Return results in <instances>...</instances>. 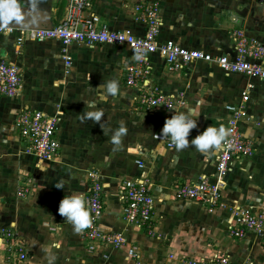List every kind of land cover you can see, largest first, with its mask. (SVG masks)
<instances>
[{"label":"crops","instance_id":"1","mask_svg":"<svg viewBox=\"0 0 264 264\" xmlns=\"http://www.w3.org/2000/svg\"><path fill=\"white\" fill-rule=\"evenodd\" d=\"M139 2L159 5L160 43L173 40L215 55L232 54L233 31L242 28L264 44V5L255 0H94L93 10L110 28L141 36L145 25L135 17ZM15 3L19 19L0 22V26L50 28L67 15V0ZM18 37L17 31H0V60L15 63L23 75L20 94L0 98V230L12 227L27 240L30 254L25 263L48 264L49 255H54L53 264H138V260L140 264H179L185 256L220 253L238 264H264V247L257 233L235 238L229 231L235 222L230 207L264 206L262 148L256 156L234 163L222 188L223 207L209 212L195 201L173 198L178 182L195 181L205 174L214 176L218 149L201 153L191 146V140L209 126L224 129L226 135L231 117L227 106L242 103L245 92L250 96L246 108L252 118L240 120L241 130L253 141L263 139L256 116L264 114V80L226 73L207 62L168 72L155 54V83L169 94H178L180 101L174 110L167 111L169 114L144 111L132 117L135 113L127 108L139 89L124 85L123 77L124 67L134 60L131 47L64 46L58 40L28 41L19 47ZM112 81L119 85L116 96L105 92ZM105 95L107 99H103ZM110 101L113 107L108 105ZM93 104L95 107H90ZM24 109H39L58 118L62 148L54 160L42 161L24 152L15 125ZM97 111L105 115L100 122L83 119L86 113ZM175 112L197 118V127L188 137L190 146L182 151L153 138ZM121 125L126 134L117 146L112 136ZM138 159L145 162V169L138 167ZM93 168L101 171L107 202L99 226L106 232H121L128 239L120 248L106 245L90 252L82 230L77 233L58 212L60 201L73 193L83 196L87 208L88 173ZM142 176L150 178L156 198L163 199L157 202L154 235L123 217L120 185L125 178ZM29 178L33 180L30 195L19 198L17 192ZM54 244L59 247H52ZM129 245L137 246L140 259L129 257Z\"/></svg>","mask_w":264,"mask_h":264},{"label":"built area","instance_id":"2","mask_svg":"<svg viewBox=\"0 0 264 264\" xmlns=\"http://www.w3.org/2000/svg\"><path fill=\"white\" fill-rule=\"evenodd\" d=\"M66 17L50 28L22 29L0 26L1 32H19L18 46L28 41L45 42L58 40L64 46L79 43L94 47L96 45H127L134 51V60L124 67L123 77L126 86L138 88V102L145 111H172L179 100L178 94L165 92L160 85H155L153 56L158 54L170 72L183 70L197 62L216 64L226 73H241L248 77L264 80V44L250 38L244 29L235 28V42L232 54L215 55L201 48L182 46L173 40L160 43L158 37L162 29V17L157 3L139 2L135 6L137 21L145 25V34L137 36L126 30L110 28L102 22L94 9V0H67ZM264 5V0H255ZM138 57V58H137ZM23 86V75L20 67L3 58L0 60V98H15ZM247 92L243 95V103L249 100ZM231 117L228 121L226 135L221 142L216 158L214 176L207 174L198 180L178 182L175 184L173 196L176 200H190L201 203L209 212L224 206L222 188L236 161L252 158L256 152L254 141L245 136L240 127L242 109L236 105H228ZM16 129L23 143L25 153L33 154L42 161H51L61 152L58 136L59 123L56 116L46 114L39 109H24L16 120ZM162 131L156 132L153 138L165 146L174 147L170 137L161 138ZM140 169H145V162L137 160ZM33 180L29 178L24 187L18 190L19 198H26L32 189ZM152 182L147 176L125 178L120 185V197L123 206V217L129 223L138 225L153 235L156 229L157 202L151 188ZM87 210L90 226L83 229V237L87 240V249L95 252L100 246L120 248L128 243L121 232H106L99 226L106 210L105 186L99 171L89 172V188ZM235 222L229 231L235 238H243L249 232L260 236L264 247V210L250 207H232ZM1 245L7 249L10 257L22 262L29 259L27 240L12 227L7 228L0 237ZM128 255L139 258L138 248L128 246ZM138 264L140 261L138 260ZM179 264H238L229 255L216 253L212 257L185 256Z\"/></svg>","mask_w":264,"mask_h":264},{"label":"clouds","instance_id":"3","mask_svg":"<svg viewBox=\"0 0 264 264\" xmlns=\"http://www.w3.org/2000/svg\"><path fill=\"white\" fill-rule=\"evenodd\" d=\"M14 18L19 19L18 6L15 0H0V22L7 23ZM105 92L107 95L116 96L119 92L118 82L112 81L107 83ZM107 95L103 96V99H107ZM90 107H95V105H90ZM102 116V112H90L86 113L83 119H92L95 122H100ZM196 127L197 118L191 119L188 113L177 114L175 112L173 116L165 121L161 138L170 137L176 150L182 151L190 146L188 137L190 131ZM125 134L126 128L121 125L112 136L113 144L117 146L120 145L121 137ZM224 137V129H217L216 127L209 126L191 140V146L201 153H208L210 150L219 149ZM57 187L63 188V185H58ZM58 212L61 216L65 217L67 221L73 224L74 230L77 233L90 226V216L85 207L84 198L78 193L66 195L60 201ZM52 247L58 248L59 245L54 244ZM54 260L55 256L49 255L48 264H53Z\"/></svg>","mask_w":264,"mask_h":264},{"label":"rangeland","instance_id":"4","mask_svg":"<svg viewBox=\"0 0 264 264\" xmlns=\"http://www.w3.org/2000/svg\"><path fill=\"white\" fill-rule=\"evenodd\" d=\"M166 64L164 63V68H165V70H167L166 69ZM168 72H170V71H168ZM124 84V83H123ZM155 85H159L158 83H154ZM125 85V84H124ZM138 94L139 93H137L136 95H133V97H132V101H131V108L129 107V108H127V111H131L132 110V112L133 113H135V114H131L132 115V117L134 116V115H140V114H142V113H144V111L145 110H143L142 108H141V106H140V104H139V102H138ZM112 101V100H111ZM109 102L108 103V105H110V107H113V103L112 102ZM241 104V103H240ZM240 104H236V106H237V108H240V109H242V116L243 117H250V118H252V116H250L249 114L250 113H247V108H246V103H243L242 105H241V107H239V105ZM263 105H264V103H263ZM148 113H150V111H147ZM168 114H169V112H167ZM172 113V112H171ZM122 114L123 115H125V113H123L122 112ZM129 116V115H128ZM103 117H105V115H103ZM242 117V118H243ZM256 122L259 124V125H261L262 126V129H263V134H264V114L262 115H260V116H256ZM215 127V126H214ZM217 128V127H216ZM255 142V144H257V142H258V144L259 145H257L256 146V152H255V154H254V156H256L257 155V152H258V148H259V150L262 148V150H260V152H262L263 153V155L262 156H264V137H263V139L262 140H260V141H254ZM93 171H99L100 172V175H101V178H102V180H103V176H102V174H101V171L100 170H98V169H96V168H93L92 169ZM88 176H89V173H88ZM225 185V184H224ZM22 187H24V184H22ZM21 187V188H22ZM174 187H175V185H174ZM224 187V186H223ZM222 192H223V190H222ZM173 194H175L174 193V190H173ZM30 195V194H29ZM28 195V196H29ZM223 195V194H222ZM27 196V197H28ZM26 197V198H27ZM173 198H175V197H173ZM176 199V198H175ZM196 203H198V202H196ZM201 204V203H200ZM232 207H236L235 205H233ZM232 207H230V210L232 211ZM255 208H259L260 210H264V206H258V207H256V206H254ZM251 208V207H250ZM5 230L6 229H4V230H0V237L3 235V233L5 232ZM154 234H155V232H154ZM153 234V235H154ZM26 245L27 246H29V243L27 242L26 243ZM32 251V250H31ZM181 259V258H180ZM179 259V260H180ZM0 263H3V264H31L30 262L29 263H25V262H22V261H20L19 259H16L15 257H10V255L8 254V252H7V249H6V247L4 246V245H1V243H0Z\"/></svg>","mask_w":264,"mask_h":264},{"label":"water","instance_id":"5","mask_svg":"<svg viewBox=\"0 0 264 264\" xmlns=\"http://www.w3.org/2000/svg\"><path fill=\"white\" fill-rule=\"evenodd\" d=\"M9 27H14V28H18V27H15V25H13V24H12L11 26H9ZM20 27H21V26H20Z\"/></svg>","mask_w":264,"mask_h":264}]
</instances>
